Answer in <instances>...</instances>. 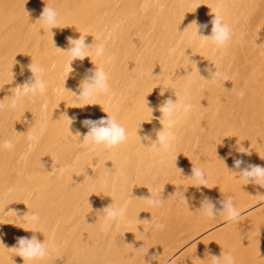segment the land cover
Returning a JSON list of instances; mask_svg holds the SVG:
<instances>
[{"label":"bare ground","instance_id":"6f19581e","mask_svg":"<svg viewBox=\"0 0 264 264\" xmlns=\"http://www.w3.org/2000/svg\"><path fill=\"white\" fill-rule=\"evenodd\" d=\"M45 2L60 13L52 31L39 21ZM214 14L235 32L223 49L192 36L193 21L207 23L199 34L209 36ZM81 35L104 43L106 56L72 62L67 38ZM33 62L45 69L46 94L26 97L15 113L0 108V142H13L0 150V264H209L208 255L222 253L236 264H264V188L234 168L235 159L264 166V0H0V104L33 78ZM96 66L109 73L110 94L85 106L75 94ZM208 67L227 79L210 82ZM168 98L192 105L170 155L145 148L163 129L158 108ZM107 113L126 128L127 142L110 151L82 143L81 121ZM41 119L46 130L29 142L25 134ZM194 165L206 187L190 179ZM151 194L161 207L136 199ZM183 194L188 205L179 203ZM205 196L231 197L240 219H209L198 211ZM112 203L126 215L102 231L100 211ZM28 212L41 222H21ZM33 235L54 247L44 261L24 262L10 249Z\"/></svg>","mask_w":264,"mask_h":264},{"label":"clouds","instance_id":"9594fccd","mask_svg":"<svg viewBox=\"0 0 264 264\" xmlns=\"http://www.w3.org/2000/svg\"><path fill=\"white\" fill-rule=\"evenodd\" d=\"M39 21L44 28L51 29L52 31L54 28H59L60 13L55 7L46 3L39 17ZM210 23L212 25L211 34L209 36H203L199 33L202 29H207L208 24H199L193 21L192 24L195 25V30L192 36L203 37L211 41V43L219 49L228 47L235 39L233 28L225 21L223 15L220 14H214ZM67 39L69 47L64 52L69 54L72 62L75 60L83 61L85 58L91 57L92 55L97 58H104L106 56L107 50L104 43L94 42L93 44H88L86 43V37L83 35L79 38L68 37ZM28 68L33 74V78L23 86H18L13 95L9 98V103L6 106L0 104V108L6 107L9 111L15 113L21 108L26 97L42 96L46 94L49 84L43 78L45 72L44 67L33 62ZM205 71L209 72L210 78L208 80L212 83H220L227 79L226 76L216 68L214 72L210 67L206 68ZM109 81V73L103 66H96L94 69L88 70L80 83L79 95L75 94L77 102H83L85 106L97 105L96 99L98 96L110 94L111 85ZM170 82H172L171 78ZM238 95L242 98L245 93L241 90ZM191 109L192 105L190 103L183 102L180 99L176 101H173L171 98L164 100L158 108L159 112L162 114L160 120L165 121V123H163V129L156 132V139L152 141L150 147L143 146L150 149L154 148L160 154L170 155L174 151L177 142V122L183 115L189 113ZM74 119L75 118H68L70 125L73 123ZM81 123L88 129L81 141L84 144L102 146L104 149L110 151L126 143L128 140L126 128L118 122L114 115H109L107 113L105 118H100L98 120L84 119ZM46 128L47 121L41 119L38 125L32 126L25 134L27 140L29 142L39 143ZM145 138L151 139L150 135H147ZM12 148L13 142L11 140H3L0 142V150H11ZM239 151L243 153L246 149L245 151L239 149ZM234 168L239 170L237 175L240 179L264 188V166L248 164L243 159H235ZM52 171L59 177H63L66 173L64 167L55 165H53ZM190 179L194 181L195 187L198 186L197 188L201 186L206 187L208 185V177L204 169L196 167L195 165L192 168ZM260 198L264 200V195H260ZM136 199L146 201L147 205L152 208L161 207L163 204V199H161L159 195L153 196L151 194L150 197ZM179 203L188 205V199L184 194L180 197ZM217 204L220 205L219 208ZM198 211L202 212L209 219H213L217 215H223L229 222L238 221L242 214L240 208L233 203L231 197L213 202L212 199L205 196L200 201V208ZM100 213L103 214L104 219L101 230L106 231L113 225H119L123 221L126 215V209L123 206H116L112 203L104 207ZM19 219L21 222L30 223L33 226L41 222L40 215L35 212H28L24 216L19 217ZM164 227L165 225L160 223L155 225V229L157 230H162ZM53 247L54 246L50 245L45 240L41 242L33 235L31 238L18 237L16 245L10 250H14L16 256L23 258L24 262L44 261L50 256V250H52ZM142 249L143 245L138 248L137 251ZM157 256V254H153L150 259H155ZM208 257H210L209 264H236L235 257L231 253H222L220 256L208 255ZM169 264H175V260H171Z\"/></svg>","mask_w":264,"mask_h":264},{"label":"rangeland","instance_id":"374dc122","mask_svg":"<svg viewBox=\"0 0 264 264\" xmlns=\"http://www.w3.org/2000/svg\"><path fill=\"white\" fill-rule=\"evenodd\" d=\"M263 201H264V200H263ZM261 202H262V201H261ZM261 202H259V205H260ZM255 205H258V204H255ZM263 205H264V204H263ZM263 205H260V206H263ZM260 206H258V207H260ZM258 207H257V208H258ZM253 210H254V209H253ZM219 228H220V227H217V226H216V227L214 228L213 231H215V230H217V229H219ZM213 231H211V232H213ZM211 232H210V233H211ZM206 235H207V234H206ZM164 264H169V262L164 263Z\"/></svg>","mask_w":264,"mask_h":264}]
</instances>
